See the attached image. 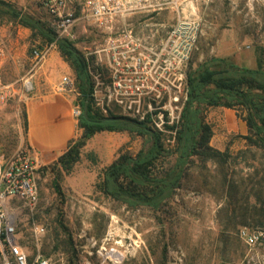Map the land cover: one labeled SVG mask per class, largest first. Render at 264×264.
<instances>
[{
  "label": "rangeland",
  "instance_id": "374dc122",
  "mask_svg": "<svg viewBox=\"0 0 264 264\" xmlns=\"http://www.w3.org/2000/svg\"><path fill=\"white\" fill-rule=\"evenodd\" d=\"M8 3L50 24L62 39L36 0ZM179 18L200 24L189 63L173 71L162 99H147L141 114L131 115L164 133L166 152L157 162L159 172L172 168L177 160L175 132L167 126L181 124L188 99L187 76L218 60L255 69L264 48V0H168L153 17L132 18L128 23L136 38L160 49L164 34ZM75 32L77 38L71 41L89 61L93 94L94 77L98 73L108 77L105 60L97 64L99 56L94 53L100 40L93 32L85 35L80 25ZM53 47L59 52L55 43L47 44L38 33L33 35L31 29L0 13V153L8 160L21 151L32 152L26 132L27 107L35 95L33 74L42 64L35 65L31 54L34 49ZM60 56L72 73L61 76L70 77L72 89L80 94L73 67ZM5 87L9 94L2 97ZM81 100L77 95L76 105ZM93 104L108 118L124 114L116 107L104 114L94 100ZM197 108L194 119L203 118L212 126L210 147L228 152L224 167L214 160L191 157L184 165L182 186L167 205L158 210L132 208L105 196L98 188L100 176L121 153L136 157L153 141L150 135L127 131L97 133L81 149L70 172L59 163L68 148L55 161L43 164L36 204L28 206L18 199L7 202L6 214L17 224V242L30 258L40 255L50 264H264V151L246 139L250 133L241 107L204 109L195 103L191 111ZM39 223L45 229L42 235L34 232ZM243 231L255 236V241L246 243Z\"/></svg>",
  "mask_w": 264,
  "mask_h": 264
},
{
  "label": "built area",
  "instance_id": "2783aa9c",
  "mask_svg": "<svg viewBox=\"0 0 264 264\" xmlns=\"http://www.w3.org/2000/svg\"><path fill=\"white\" fill-rule=\"evenodd\" d=\"M52 18L59 37L75 40V29L82 26L85 35L91 32L99 37L100 44L94 52L103 63L108 77L98 73L92 94L94 103L104 114L112 107L122 109V116L141 114L147 100L162 99L171 83L173 71L187 66L197 43L200 24L189 18H179L168 32L160 49L136 38L128 21L132 18L153 17L162 11L168 0H36ZM1 53V50H0ZM49 53L48 48L34 49L31 58L40 66ZM73 88V82L63 77L57 85L58 92ZM9 94L5 87L1 96ZM74 115L80 118L83 107L78 104ZM132 118V117H131ZM43 157L37 152L21 151L8 160L0 153V264H50L42 256L30 258L17 242L15 220L6 214L10 199H18L28 206L38 200L37 179L42 171ZM34 232L42 235L43 225L35 224ZM246 243L255 236L241 233Z\"/></svg>",
  "mask_w": 264,
  "mask_h": 264
},
{
  "label": "trees",
  "instance_id": "16d2710c",
  "mask_svg": "<svg viewBox=\"0 0 264 264\" xmlns=\"http://www.w3.org/2000/svg\"><path fill=\"white\" fill-rule=\"evenodd\" d=\"M0 13L8 15L19 25L38 33L47 43H55L63 58L73 67L76 76L77 91L82 98L81 107L87 103L88 118H79L83 134L79 140L70 144L59 163L67 172L80 159V151L95 134L110 132H130L139 136L150 135L153 143L147 151H141L132 157L121 153L106 167L98 183V188L107 197L126 204L129 207H150L155 210L163 208L181 188L184 178V165L191 157L202 160H214L224 167L228 152H220L209 143L213 136L212 126L203 118L197 121L191 107L196 103L205 108L241 107L246 112L244 120L250 135L246 139L258 145L264 151V48L258 58L255 69L239 67L227 60H218L197 75L187 76V104L183 110L181 124L167 126L175 132V165L165 171H158L157 162L166 152L163 146V132H156L146 125V120L139 121L128 116L111 115L116 120L106 121L93 104L92 81L89 61L68 38L58 39L55 29L50 24H43L31 16L16 10L10 3L0 0ZM195 128V129H194ZM255 138V140L252 138ZM227 174H224L226 182Z\"/></svg>",
  "mask_w": 264,
  "mask_h": 264
},
{
  "label": "crops",
  "instance_id": "0c3cea01",
  "mask_svg": "<svg viewBox=\"0 0 264 264\" xmlns=\"http://www.w3.org/2000/svg\"><path fill=\"white\" fill-rule=\"evenodd\" d=\"M4 1L24 4L33 0ZM23 30L28 33L27 29ZM62 73L72 74L56 47H53L33 74L35 95L27 107L26 132L29 146L43 157V164L55 161L74 139L83 134L79 118L74 115L76 96L79 94L72 88L64 92L56 90L63 78Z\"/></svg>",
  "mask_w": 264,
  "mask_h": 264
},
{
  "label": "water",
  "instance_id": "95a60500",
  "mask_svg": "<svg viewBox=\"0 0 264 264\" xmlns=\"http://www.w3.org/2000/svg\"><path fill=\"white\" fill-rule=\"evenodd\" d=\"M83 116L85 118H88V106H87V103H85L84 106H83ZM105 120L106 121H113V120H116V118H114V117L106 118Z\"/></svg>",
  "mask_w": 264,
  "mask_h": 264
},
{
  "label": "flooded vegetation",
  "instance_id": "af4514ba",
  "mask_svg": "<svg viewBox=\"0 0 264 264\" xmlns=\"http://www.w3.org/2000/svg\"><path fill=\"white\" fill-rule=\"evenodd\" d=\"M168 32H169V31H168ZM168 32H167V34H164V37L162 38L163 42L166 40L167 35H168ZM145 41H147V39H146ZM163 42H162V43H163Z\"/></svg>",
  "mask_w": 264,
  "mask_h": 264
},
{
  "label": "bare ground",
  "instance_id": "6f19581e",
  "mask_svg": "<svg viewBox=\"0 0 264 264\" xmlns=\"http://www.w3.org/2000/svg\"><path fill=\"white\" fill-rule=\"evenodd\" d=\"M121 255V254H120ZM114 256V258H118V256L117 255H113ZM116 260V259H115ZM117 261V260H116Z\"/></svg>",
  "mask_w": 264,
  "mask_h": 264
}]
</instances>
